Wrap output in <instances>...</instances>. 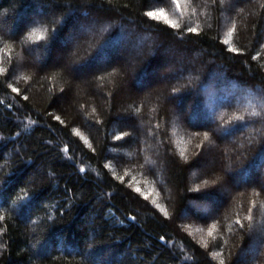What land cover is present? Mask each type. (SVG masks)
Here are the masks:
<instances>
[{
    "label": "trees",
    "instance_id": "trees-1",
    "mask_svg": "<svg viewBox=\"0 0 264 264\" xmlns=\"http://www.w3.org/2000/svg\"><path fill=\"white\" fill-rule=\"evenodd\" d=\"M182 1L0 0V264H264V0Z\"/></svg>",
    "mask_w": 264,
    "mask_h": 264
},
{
    "label": "rangeland",
    "instance_id": "rangeland-1",
    "mask_svg": "<svg viewBox=\"0 0 264 264\" xmlns=\"http://www.w3.org/2000/svg\"><path fill=\"white\" fill-rule=\"evenodd\" d=\"M177 4H179V8H177ZM171 6H172L173 10L171 9L170 6H168V7H165V6L158 7V6H156V7L152 8L151 11L156 13L155 17L160 18V19H162V20H164V21H166V22H168L170 24H173V25L177 26L180 23V17H182V15L184 16L183 11H184V8H185V2L182 1V0H171ZM161 9L163 10L162 12H161ZM31 17H33V19H34V21L36 23H38L40 21V19H38L35 15H32ZM224 20L226 21L225 17H224ZM224 25H226V24H224ZM93 29L95 31H97V30L99 31L100 27L99 26H93ZM121 29L125 30V28L123 29V27ZM81 32H82V30H80L76 34L73 33V37H71V39H69L66 43H63V47L66 50L70 49L68 46L71 45L72 43H75L76 40H75L74 37H76V35L81 33ZM135 36H137V35H133L132 37H134V38L129 39L130 36L127 35L126 37L120 39L119 42H117L118 40L115 41V44L119 45V48L117 49L118 50L117 51L118 55L121 58L124 57L126 62H128V59H127L128 57L135 56L134 53L131 50L132 48H135L136 50L141 49L142 46L143 47L148 46L150 48V42L147 41V38H146L145 35H143L144 40L141 43H139V44L134 43L135 42ZM138 37L139 36H137V38ZM140 38H141V36H140ZM105 57L106 56H103V58H105ZM136 57H138V55H136ZM61 58L63 59L64 56H61ZM100 58H101V56H100ZM105 59H107V57ZM59 60H61V59H59ZM98 60H100V59H98ZM76 62H77V60L74 59V63H72L71 66L73 67V70L76 71V73H80L81 66H80V64H76ZM91 63H92V66L94 67V66H96L98 64H101L102 61H100V63H99V61H97V60L95 61V59H94V61L91 62ZM169 64H164V66H163L164 68L158 70L157 73H155V77H157V80H159V82L163 83L164 78L165 79L170 78V76H171L170 73H172L173 70H172V68H169V66H168ZM3 68L4 67L2 65V61H1V58H0V71H2ZM216 82L217 81H215L214 83L212 82V84H216ZM210 88H212V86H209L208 88H201V90L204 91V92H208V91H210ZM235 88L236 87L231 84V85H229L228 89H225L224 86H220L218 89L216 88L215 91L217 92V95L219 93H221V95L222 94L225 95V98H233L231 95L234 93V89ZM210 93L211 92H208V97H206V98H207V102L209 104L208 108L212 112L213 108L216 107V105H217V102H216L217 100H215V97H214L215 95L214 96H210L211 95ZM206 94H205V96H206ZM212 116H210L208 119H206L208 117L207 115H199L198 116V120L205 121L208 124V123L213 121ZM244 128H245V126H244ZM218 135L221 136V133H219ZM228 138L230 139V137H228ZM212 162L213 161H210L209 164L212 163ZM214 162H215V160H214ZM238 181H239L238 177H235V178H233L231 180V183L236 185ZM219 205L221 206L222 204L219 203ZM192 206H193V209H194L195 213H198L201 218L208 217L211 214L210 212L214 211L217 208L216 204L213 205V206H208V205H206L204 203H193ZM184 216L190 218L187 214H184ZM197 231H199V229H197Z\"/></svg>",
    "mask_w": 264,
    "mask_h": 264
},
{
    "label": "snow or ice",
    "instance_id": "snow-or-ice-1",
    "mask_svg": "<svg viewBox=\"0 0 264 264\" xmlns=\"http://www.w3.org/2000/svg\"><path fill=\"white\" fill-rule=\"evenodd\" d=\"M177 8H179V4H177ZM162 11H163V10L161 9V12H162ZM146 14H147L149 17H153V18H155V16H156V13H154V12H148V13H146ZM189 31H196V29H195V28H190ZM32 36H35L36 39H42V38H43L42 35H37L36 31H33ZM227 36H228V39H226V40L224 41L226 44L229 42V40H230L231 37H232V31H229V32L227 33ZM13 91H16V89L13 88ZM205 136H206V138H207V135H206V134H205ZM117 139H119V137H117ZM137 190L139 191V189H137ZM249 212H251V209H249ZM246 219H251V217H250V216H249V217H246ZM236 223H240V221L237 220ZM214 228H215V225H212V227L209 229V231H208V235H209V236H211V235L213 234V229H214ZM220 264H223V261H221Z\"/></svg>",
    "mask_w": 264,
    "mask_h": 264
}]
</instances>
